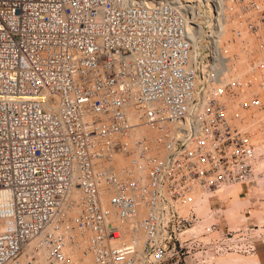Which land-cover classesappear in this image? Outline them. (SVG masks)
Here are the masks:
<instances>
[{
  "label": "built area",
  "instance_id": "obj_1",
  "mask_svg": "<svg viewBox=\"0 0 264 264\" xmlns=\"http://www.w3.org/2000/svg\"><path fill=\"white\" fill-rule=\"evenodd\" d=\"M248 37L264 48V0H0V264L69 263L75 235L92 264L264 252V119L210 90Z\"/></svg>",
  "mask_w": 264,
  "mask_h": 264
},
{
  "label": "bare ground",
  "instance_id": "obj_2",
  "mask_svg": "<svg viewBox=\"0 0 264 264\" xmlns=\"http://www.w3.org/2000/svg\"><path fill=\"white\" fill-rule=\"evenodd\" d=\"M147 1V0H146ZM247 40H248V43H249V46L248 47H242V46H240V45H235V46H233L232 48H234V49H232V51L234 50L235 52H236V54H237V57L238 58H240V59H243L244 61H245V63L247 62V64L249 63V60H248V56H249V58L251 59L253 56L251 55V53H252V48H254V46L256 45V42H255V39L254 38H252V37H248L247 38ZM250 42H251V45H250ZM227 48H230L229 46L227 47V46H223V47H221L220 48V51H221V53L222 54H226V52L229 54L230 52H231V50H227ZM258 49V48H257ZM263 49V48H262ZM254 50V49H253ZM259 50V49H258ZM257 50V51H258ZM228 51H230V52H228ZM234 52V53H235ZM255 52V51H254ZM262 52H264L263 50H261L259 53H260V55H256V57H258V58H255L254 59V57L252 58V59H254L255 61H253V63H249L248 64V67H247V64L246 65H243L244 66V68H245V66H246V68L243 70L242 69V71H240V73H239V70H238V68L239 69H241L240 67H237L236 68V61H235V59H233V58H230L229 60H227V61H225V64H224V66L221 68V71H220V73H219V75H218V77L213 81V83L211 84V86H210V90L213 92V93H216V94H219V97H220V99L224 102V105H225V112H226V114H228V115H230V116H232V117H234V115L236 116H238V117H236V119L238 120V118L240 119L242 116L244 117V121H234L235 123H237L238 125H240V126H243L244 128H251L250 130H254V128H255V126H256V130H258L259 129V122L261 121V117L262 116H264V112H262V111H264V109L263 110H260V109H258V108H253V107H244V108H246V109H250V108H253V110H255L254 111V113L252 114V115H247L246 116V114H245V111L243 112L242 110H244L243 108H239L238 109V107L240 106L239 104L242 102V101H244V100H246V99H244L245 98V95H244V93L246 94V93H248L249 91H247V89L243 92V95L244 96H241V97H237L236 99L234 98V100H232L231 98H228V97H226L225 95H226V93L224 92V85L228 82V83H234L236 80H238L239 79V81H242V83H243V85L244 84H246L245 82L246 81H254L255 79H254V76L255 75H253L252 77H253V79L251 78V76L250 75H252V72L253 71H250V69L252 70V68L254 69V68H256L257 70H260V68L258 69L257 68V66H260L261 65V63L264 61L262 58H264L263 56H264V54H262ZM233 53V52H232ZM250 56H252V57H250ZM262 56V57H261ZM252 59H251V61H252ZM263 60V61H262ZM224 63V62H223ZM244 63V62H243ZM264 63V62H263ZM262 63V64H263ZM258 64H260V65H258ZM240 65H241V63H240ZM242 66V65H241ZM248 68H250V69H248ZM255 69V70H256ZM262 69H263V67H262ZM261 69V70H262ZM245 70H247V71H250V72H247V74H245L246 72H245ZM255 73L254 74H257V72L256 71H254ZM264 73V70H262V71H259V73ZM238 73H239V75H238ZM260 73V74H261ZM250 74V75H249ZM260 74H257V75H259L260 76ZM235 75V76H234ZM256 75V76H257ZM264 75V74H263ZM263 75H262V77H263ZM238 78H237V77ZM255 76V77H256ZM257 78H260V77H258L257 76ZM264 78V77H263ZM262 78V80H263V82L262 83H264V79ZM251 79V80H250ZM259 82V81H258ZM258 82L256 83V82H254V84H256V86L258 85ZM263 87H264V85H263ZM251 89V88H250ZM253 90L255 89V88H252ZM240 95V94H239ZM246 95H248V94H246ZM262 101H263V103H264V98H262ZM240 110V111H239ZM242 113V114H241ZM235 119V120H236ZM250 126H252V127H250ZM135 135H137V134H140V133H142V134H145V135H148V136H151V134H152V132L148 129V128H145V127H139V128H136L135 130ZM122 155L123 154H121V153H113V154H111V157H110V160H109V167L111 168V170L115 173V175L116 176H121L122 175V172H123V169L125 168V167H127L128 166V164H129V158H125V156L124 157H122ZM127 157V156H126ZM134 170H136L137 172H138V174L137 175H139V176H137V177H140V174L141 175H143L142 174V170L141 169H139V168H135ZM134 170H133V172H134ZM136 173V172H135ZM133 174V173H132ZM132 174H131V176H132ZM137 177H136V179H137ZM142 177V176H141ZM141 179V178H140ZM234 186H239L238 184H232L229 188H228V190H226L228 193H230V190H231V188H233ZM240 187V186H239ZM107 192V191H106ZM104 195H106V193L104 194ZM231 195V194H230ZM238 200H239V203H237V204H234V205H239L240 203H241V200H240V198H239V195H238ZM230 205H231V203H230ZM234 211H237V210H234L233 209V205H231V211H230V213H231V217H234L235 216V214H234ZM237 214V213H236ZM7 222H8V220H4V219H2V218H0V229L1 228H4V227H6L8 224H9V222H8V224H7ZM74 236V235H73ZM84 236H82V235H75V237L73 238V240L69 243V244H66L65 245V247H64V251L66 252V254L68 255V257H69V263H66V264H92V257H91V254L88 252V251H86L85 250V245H84V238H83ZM255 256H258V254L257 255H255ZM240 258H237V255H231V256H225V257H223L222 259H221V262H222V264H256L255 262H257V261H253L252 262V259H250L251 260V262H242L241 260H239ZM242 259V258H241ZM246 259V258H245ZM244 260V259H243ZM250 260H248V261H250ZM259 260V259H258ZM261 263V261L259 260L258 261V263Z\"/></svg>",
  "mask_w": 264,
  "mask_h": 264
},
{
  "label": "rangeland",
  "instance_id": "obj_3",
  "mask_svg": "<svg viewBox=\"0 0 264 264\" xmlns=\"http://www.w3.org/2000/svg\"><path fill=\"white\" fill-rule=\"evenodd\" d=\"M232 47H230V48H227V50H231V52L230 51H228V52H230L229 54H231L232 52H235L234 50V48H232V49H234L233 51H232V49H231ZM259 50H258V49ZM254 49V50H253ZM258 50V51H257ZM261 50H263L264 51V48L262 49V47H257V45H255L254 46V48H252V53H251V55L254 57V59L255 58H258V57H256V55L258 54V55H260V51ZM255 51V52H254ZM236 53V52H235ZM226 54H228L227 52H226ZM256 54V55H255ZM262 54H264V52H262ZM252 56H250V57H252ZM252 57V58H253ZM262 57V56H261ZM264 57V56H263ZM251 58V59H252ZM235 59V61L237 62L236 63V68L237 67H240L241 69H239L238 68V70H239V73H240V71H242V69L244 68V66L243 65H246L247 64V62L245 63V61L243 60V59H240V58H238L237 57V54H236V58H234ZM251 59L249 58V56H248V60H249V63L251 62V63H253V61H255L254 59H252V61H251ZM263 60H264V58H262ZM262 60V61H263ZM244 62V63H243ZM264 62V61H263ZM262 62V63H263ZM240 63H241V65H240ZM248 63V64H249ZM261 63V65L260 64H258V65H260V66H257V68L259 69L260 68V70H257L256 68H252V70L250 69V68H248V69H250V71H253L252 72V75H250L251 76V78L253 79V75H257V74H260L259 73V71H262V70H264V63L262 64ZM248 64H247V67H248ZM262 67H263V69H262ZM245 68H246V66H245ZM244 68V69H245ZM243 69V70H244ZM247 69V68H246ZM256 69V70H255ZM262 69V70H261ZM250 71H247V70H245V74H247V72H250ZM254 71H258L257 72V74H254L255 72ZM239 73H238V75H239ZM264 73L262 72L261 74H260V76L259 75H257L258 77H260V78H257V76L255 77L254 76V81H249V82H251V86L250 87H245V84L243 85L245 88L243 89V91H240L239 93H238V95L235 97V99L237 98V97H241V96H244L245 95V98L244 99H247V97H248V95H249V92L248 93H246V94H248V95H246L245 93H244V95H243V92L247 89V91H251V90H253L252 88H255V89H259L260 87H259V85H257L256 86V84H254V82H263V80H262V78L264 77V75H263ZM262 75H263V77H262ZM235 76V75H234ZM237 77V76H236ZM238 78V77H237ZM264 79V78H263ZM251 80V79H250ZM237 82H240L241 84H243L242 83V81H239V79L238 80H236L234 83H231V84H235V83H237ZM263 85H264V83H262ZM251 88V89H250ZM254 89V90H255ZM240 94V95H239ZM226 97H228V98H231V97H229L227 94L225 95ZM261 98H264V90H263V92L261 93ZM232 100H234V98H231ZM245 101V100H244ZM240 106L238 107V109L240 108H243L244 110H242L243 112L245 111V114H246V116L249 114V115H252L253 113H254V111L255 110H253V108H250L249 110L248 109H246V108H244L245 106H243L242 105V103H240L239 104ZM240 111V110H239ZM262 112H264V111H262ZM242 114V113H241ZM230 116V115H229ZM236 117H238L237 115L235 116L234 115V117H233V120L234 121H244V117L242 116L240 119L238 118V120L236 119ZM236 119V120H235ZM264 119V116H262L261 117V120H263ZM240 126V125H239ZM250 127H252V126H250ZM248 129V128H247ZM249 129H251V128H249ZM254 130H256V126H255V128H254ZM122 157H124V155H122ZM125 158H129V157H126L125 156ZM136 172V173H135ZM138 174V172L136 171V170H134V172H133V174H132V176L136 179V177L137 176H139V175H137ZM143 174V173H142ZM141 176H143V175H141L140 174V177H137L138 179H140L141 178ZM239 192H240V187L239 186H234L233 188H231V190H230V194H231V197H230V203H231V205H234V204H237V203H239V200H238V195H239ZM238 206V205H237ZM258 256H240V255H237V258H240L239 260H241L242 262H251V260L250 259H252V262L253 261H261V263L259 262V264H264V252L261 250V249H259L258 250ZM242 258V259H241ZM246 258V259H245ZM244 259V260H243ZM259 259V260H258ZM248 260H250V261H248ZM254 263V262H253ZM256 264L258 263V262H255ZM252 264V263H251Z\"/></svg>",
  "mask_w": 264,
  "mask_h": 264
}]
</instances>
